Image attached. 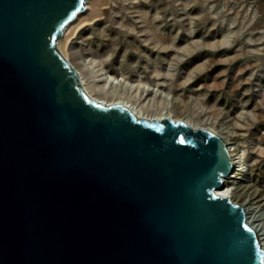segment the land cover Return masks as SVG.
Instances as JSON below:
<instances>
[{"label": "water", "instance_id": "1", "mask_svg": "<svg viewBox=\"0 0 264 264\" xmlns=\"http://www.w3.org/2000/svg\"><path fill=\"white\" fill-rule=\"evenodd\" d=\"M84 2L0 0V264H264L219 135L83 90L56 40Z\"/></svg>", "mask_w": 264, "mask_h": 264}, {"label": "rangeland", "instance_id": "2", "mask_svg": "<svg viewBox=\"0 0 264 264\" xmlns=\"http://www.w3.org/2000/svg\"><path fill=\"white\" fill-rule=\"evenodd\" d=\"M90 3L93 9H82L72 24L67 46L89 83L102 69L128 83L161 86L169 96L165 107L177 116L223 135L230 128L241 136V159L228 174L264 198V0Z\"/></svg>", "mask_w": 264, "mask_h": 264}, {"label": "bare ground", "instance_id": "3", "mask_svg": "<svg viewBox=\"0 0 264 264\" xmlns=\"http://www.w3.org/2000/svg\"><path fill=\"white\" fill-rule=\"evenodd\" d=\"M85 4V8H89L90 10L93 9L90 0H85ZM81 13L82 10L66 24L62 34L56 40V45L58 47V50H60V52L70 61L71 65L76 69L83 90L97 101L104 102L105 105L120 103L122 105L128 106L129 109L136 114V118L146 117L150 120L157 119L159 121H162L164 117H168L169 119H174L175 122L184 120L194 128L202 127L214 132L224 140L226 149L230 154V170L234 168L236 163H238V161H240L241 159V156H238L240 154L241 136L234 134L233 131L230 130V128L229 130L225 131L226 135H223L219 130H215L209 126L203 125L199 121V123L191 122V120L186 116H177L176 114L179 113V111L174 113L168 107H165L166 101L168 100L169 96H167L163 91L160 90L161 86H149L142 80L128 83L124 79H119V77L114 78L112 75H104L106 73L102 72V69H98L95 71V73L91 76L92 84L89 83L86 72L84 74V71L80 67L82 65L73 61L67 49L68 44L71 43L75 37L73 29L71 28L72 24L74 23V21H76V19L79 18ZM83 22H86V19ZM223 42L224 41H221L218 44H222ZM252 55L253 54H251V52H247V56L250 57ZM98 86L99 88L101 87L104 89H112L110 91L111 93L103 92L100 89H97L96 87ZM118 89H121L120 93H117ZM156 99H158L159 106H154V102ZM263 137L264 133L261 134L260 138ZM227 174H221L222 184L216 186L214 188V191L218 195L228 196L234 203L241 205L245 209L246 222L257 232L260 247L264 249V198H260L261 195L259 196L258 193H255L256 191L254 193L248 192L246 187L240 184L237 175L232 176L231 174H228L229 176L227 177L223 176ZM231 183H236L237 185L232 191H229V185Z\"/></svg>", "mask_w": 264, "mask_h": 264}]
</instances>
